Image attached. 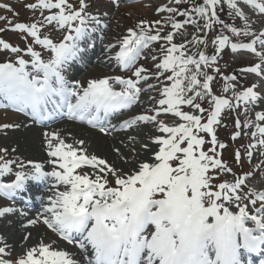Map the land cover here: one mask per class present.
I'll return each instance as SVG.
<instances>
[{
  "label": "snow or ice",
  "instance_id": "1",
  "mask_svg": "<svg viewBox=\"0 0 264 264\" xmlns=\"http://www.w3.org/2000/svg\"><path fill=\"white\" fill-rule=\"evenodd\" d=\"M180 2L176 0L177 4ZM220 3L221 0H203L202 4L193 5L191 13L205 21L203 27L206 29L218 24L230 29L233 35H251L250 43H232L226 35H217L212 43L217 54L226 45H230L233 52L247 49L256 53L260 56L261 64L241 71L261 74L264 72L261 66L264 64V52H257L254 45L259 42L264 46V27L259 35L251 33L248 17L242 6H238L237 0H226V3L232 10L230 14L244 21V27L226 24L217 14L216 6ZM242 4L264 14V2L242 0ZM26 7L55 10L43 17L44 22L49 25L55 23L59 28L67 27L69 31L56 43L47 35L42 37L40 29L43 24L39 22L13 24L8 21L13 31L30 36L35 44L50 50V58L44 60L31 45L27 47L26 51L31 56V72L26 67L29 61L19 56L16 63H0V96L15 106L17 111H27L41 120L51 117L57 108L66 106L70 118L87 119L89 124H93L101 119V111L106 117L111 112L136 103L141 91L137 84L139 80H147L144 75L147 70L143 67L135 69L133 75L136 80L120 76L89 80L82 92L77 90L80 88L79 81L74 82V87H69L62 75V68L82 51L79 42L95 31L88 28V21L100 23L87 12L86 0H78V7H74L69 0H35ZM0 8L12 11L7 3L0 4ZM157 11L173 14L165 21L171 23L173 30L196 23L187 10L179 12L176 8L162 6ZM13 15L19 14L13 12ZM174 15H182L185 19L177 21ZM6 19L0 16V20ZM160 24V20L139 21L136 25L139 31L129 28L128 34L119 41V51L115 54L118 64L127 68L135 63L141 50L151 42L163 40L168 45L166 54L156 67L158 70H171L172 74L167 79L172 84L163 87V98L158 100L160 107L154 109L156 114H141L123 122L124 127L137 122H155L157 131L166 134L153 138V143L158 147L152 153L154 160L142 161L138 166L133 163L131 172H122L96 155L89 156L83 147L67 144L57 133H45L49 137L48 155L54 158L49 163L58 167L44 171L41 164L28 161L32 165L31 171H17L10 183L0 182V192L11 196L24 189L26 181L53 178V195L47 197L50 203L44 206V212L50 215L30 219L28 224L42 221L63 240L76 243L80 249L87 250L90 245L93 259L89 264H242L241 250L256 252L264 245V191L257 192L251 188L243 191L245 179L251 172L237 176L231 182L212 183L219 173L232 172V168L216 151L217 145L221 149L226 146L218 142L214 131L221 112L232 105L228 99L212 93L210 82L213 77L200 71L201 65L208 66L216 61L217 56H208L204 51L198 53V59L185 55L184 44L173 42V31L161 35L163 29L157 27ZM261 24L264 26V19H261ZM152 28H156L155 33L151 31ZM4 30L0 28V32ZM197 42L205 43L193 35L192 43ZM0 48L12 53L21 51L3 39H0ZM189 65H194L195 70L190 69ZM198 76H203V81ZM225 79L235 80L236 77ZM111 81L124 87L117 91ZM229 87L234 89L235 85L226 83L223 90L227 92ZM254 88L255 85H252L234 92L235 99L254 104L258 100ZM206 96L210 97V111L197 102ZM73 97L75 103L72 102ZM185 104L200 113L207 111V122L202 123L200 115L183 111L181 105ZM49 105L52 106L51 111ZM160 113L172 114L183 122L170 125L158 119ZM256 119L264 121V113L257 112ZM248 123L251 122L245 121L244 126L247 127ZM12 126L0 125L2 128ZM236 126H240L239 120ZM256 129L264 136V126L256 124ZM100 130L105 131L104 128ZM201 132L211 136L212 147L207 152L202 149L204 137L197 134ZM237 135L238 132L233 138ZM252 135L255 137L256 132ZM76 143L83 145V141ZM258 144L264 146V139L258 140ZM255 146V143L250 144L246 149L250 160L251 149ZM235 160L241 162L238 149ZM10 164L12 161L0 163V176L12 171ZM82 166H91L94 171L91 174L77 171ZM19 167L23 168V164ZM57 185H62L63 190H58ZM249 193L254 198H249ZM257 200L260 201L259 207L250 212L248 204L256 205ZM233 203L238 210H232ZM12 211L11 207H0V216ZM149 226H154V230L149 231ZM76 235L79 236L78 240H74ZM24 239L27 240L28 236ZM4 252L5 247H0V254ZM0 264H80V261L68 251L41 240L15 261L0 259Z\"/></svg>",
  "mask_w": 264,
  "mask_h": 264
},
{
  "label": "rangeland",
  "instance_id": "2",
  "mask_svg": "<svg viewBox=\"0 0 264 264\" xmlns=\"http://www.w3.org/2000/svg\"><path fill=\"white\" fill-rule=\"evenodd\" d=\"M172 1L173 0H86V3L88 5L86 9L87 12L90 16H95L100 21V23L97 24L95 20L88 21V28L95 29V31H91L89 35L80 42V48L82 49V51L79 52V57L75 58V63L80 64L79 62L81 61V54L86 50L92 48L93 46L96 47L95 50L97 51L96 54L98 57L96 58L92 56V59L97 60L95 61V63H93V66H88L86 70L77 71L73 69L74 66H69L67 64V66H64L61 70L64 78L68 79V76L71 78V75H74L77 72L78 74L76 76H78L81 80L80 90L82 91V89L86 87L89 80L102 79L101 77L116 76L128 78L129 76L133 75L136 68L142 67L141 65L144 63L146 68H143L147 70L144 75L147 76V80H139L137 84V87L143 89V94L141 95L139 93L137 103L134 104V107H137L135 108L134 116H138L141 114L153 115V113H155L154 109L160 107L158 104V100L163 98V87L170 86L172 84V81L167 79V77L172 74L171 70H158L156 67L157 64L153 63V59L151 58L143 59L144 61L141 60V62L139 61L138 63L136 62L133 67L127 69H120L118 67V63L115 62L113 58H110L109 61L101 63L100 61L102 59L100 58L112 56V48H109L110 50L105 51L106 45H113V47H115V45L119 43V41L122 40L125 35L128 34L127 30L129 28H133L134 30L138 31L136 25L139 23V21L147 20L149 22H153L156 20H160L161 24L157 27L163 29L161 35H165L167 32L173 31V42L184 44L183 50L185 52V55H192L198 59V53L202 51L204 47L205 50L210 48V43L206 44V46L199 42L195 44L192 43L193 35L199 38V34L203 30L202 21L199 17H195L193 18L196 21L195 24L184 25V27L179 30H173L171 28L166 29V20L164 18L167 17L168 12L162 11L158 13L157 8H160L162 6L171 7ZM69 2L72 3L74 7H78V0H69ZM259 2H264V0H259ZM3 3L9 4L12 11L0 8V16H4L7 18L6 20H0V28L5 29L3 32H0V39L9 40L11 45H13L14 47L18 46L23 51H20L17 54H12V56H10L12 53L10 50L0 48V62H11L12 57L15 55L16 56L14 57V59L16 60L17 56L27 59L29 56L26 55V49L29 45H31L34 50L40 52L44 60L49 59V49H41L38 44L34 43L32 38L25 36L24 33L20 32L19 34L13 31L11 29V26L8 25V21L10 20L13 24L16 22H39L43 24V27H41L40 29L42 37L44 35H47L50 39L53 40V42L57 43L59 39L61 40L63 33L68 28H59L55 25V23L49 25L46 24L43 20L44 16H47L51 11L55 10L29 9L26 7V5L29 3H35V0H0V4ZM242 10L248 17L250 32L254 33L255 35L260 34L262 27H264L261 24V19H264V14L260 13V15L257 10H255L254 12V9L252 10L251 7H246V9L242 8ZM251 11H253V13H251ZM13 12H17L19 15L14 16ZM237 24L241 27L239 23H235L234 26H236ZM241 24L244 25V23ZM151 31L155 33L156 28L155 30L152 29ZM242 36L243 37L240 40V43H245L246 41H248V39L252 38L251 35L245 36L242 34ZM160 41H162V44L158 43L156 45L157 49H159L163 53H166V48L168 45L165 41ZM185 41H188V43H185ZM102 43H104L103 47L101 46ZM99 45L102 48L101 52H98ZM257 45L258 47H256V49L264 52V46L260 45L259 42H257ZM150 51L151 53H154L153 49ZM250 52L251 51L247 49H238L236 52H233L231 50V47L229 46L228 52L225 55V60L223 61L225 62L223 70H228L229 72L234 70L235 72V66L249 64L250 60L244 56H246V54ZM142 53L148 56L149 50H147V48H144ZM249 56L256 57L257 54L254 53ZM149 57H151V54L149 55ZM223 62H221V64ZM258 62L259 61L256 60L255 64H258ZM189 68L195 70L194 65H189ZM149 70L151 71L150 73ZM158 71L159 75H157ZM200 71L206 72L204 65H201ZM239 76L241 79L246 81L247 84L255 85L254 91L258 93V100L254 104H248L246 102L236 100L234 92H240L242 90L237 86L234 80H225V84L227 83L229 85H235L234 89L232 87H229V90L225 92V96L231 97L234 100L235 104L238 106L234 110V115L232 117L233 119L239 120V130L241 131V134L234 141H231V139H229V136L233 132L229 116H227V119L218 127V134L220 139L217 138V140L218 142L223 141L226 146L225 148L220 150V155L223 161L232 168V172L219 173L215 176L212 183L215 185L225 180L231 182L234 181L235 177H237V175H240V173L245 174L251 172V175L247 176L245 179L243 191L247 192L248 189L251 188L255 189L257 192H260L264 191V146L258 144V140H260V134L259 132H257L256 124H261L262 126H264V121L257 120L256 113H264V78H258L256 76V73L242 71L239 73ZM198 79L203 81V76H198ZM72 81L75 82V80ZM111 83L113 88L117 91L121 90V88L124 87L123 85L116 84L114 81H111ZM149 85H151V87H149ZM218 88H220V85H218ZM186 94L190 93L186 92ZM209 100L210 97L206 96L205 99H198L197 101L208 102ZM1 111L2 110H0V125L8 123L13 126L7 128L6 130H2V128L0 127V163H3L8 159L12 161L15 160L17 163L24 162L27 165L26 169H24L25 171H31L32 169V165L29 164L28 161L43 165V160L53 159L52 157H48L49 155H46V153H43L46 149H48L47 140L49 139V137H46L45 133H57L61 138L64 139L67 144H71L77 148L83 147L86 154H88L89 156L96 155L98 158L106 160L109 165L114 166L118 171L122 172H131V170H129V168H127L126 166L129 165V162H131L134 157H140V151L142 152V156H145V152H149L148 161H153L154 157L152 158V153L158 148L156 147V145H153L155 146L153 149H148L153 142V133L156 134L157 125L155 124V122H137L133 124V126L126 128L124 131H120L118 134H115L113 129H108L110 133L114 135L111 136L110 140L108 139L110 142L106 145V153L101 154L97 150V146L100 142L99 138L93 135L94 132H89L90 129L87 130V128L84 127L78 128L76 134L62 129L61 127H59V125H57L56 127L54 126L53 129L50 128L48 130L36 129L32 125L24 123L23 121H15L14 119L16 118L13 115V117H11L12 120H9L8 115H5ZM187 111L195 115L198 114V112L193 111L192 108L188 109ZM127 116H130V114H127ZM158 119H163L170 125L177 122H183L180 121V119H178L177 117H174L172 114L166 113H160ZM245 121H250L251 123H248L247 127H245ZM139 129L147 130L149 132V136L146 138L142 137L140 133H138ZM253 132H256L255 137L252 135ZM96 135L103 136L99 132ZM130 137L132 138L128 140V138ZM77 141H83V145L77 144ZM254 143L256 144V146L252 148L251 160L247 157L246 152H243L241 162L237 163L234 157L235 150L233 149V147H235V145L237 147L241 145L249 146L250 144ZM139 145L141 146L140 149H138ZM144 145H147L148 147H144ZM43 156L45 157V159H43ZM138 159H136L137 165L140 163V161H145V159ZM51 165L52 164L43 167L44 171L48 170L49 168L53 169V167H58ZM77 171L81 173L88 172L91 174L94 170L89 167H85ZM95 171H98V169H96ZM109 180L110 182H112L113 186H115L114 180L111 176H109ZM248 195L249 198H254L251 197V193H249ZM245 202L247 203V200H245ZM256 207H259V205L255 206L250 203L248 204L249 210L254 211ZM232 210H238L236 209L235 203L232 204ZM17 217L19 221L30 220L20 215H18ZM5 226L12 227L10 226V224H7ZM13 227V229H10L12 233H14L15 230L14 225ZM34 228H39V231H37V229L30 231L31 236H34L33 234H37L41 231L47 237L51 236L48 237L49 239H56L54 236H52L51 232H49L48 230H44L41 224L34 225ZM20 230L22 231V229ZM35 230L36 232L32 233ZM44 242L48 243L46 242V240ZM13 251L17 252L18 254L17 249L14 248Z\"/></svg>",
  "mask_w": 264,
  "mask_h": 264
},
{
  "label": "bare ground",
  "instance_id": "3",
  "mask_svg": "<svg viewBox=\"0 0 264 264\" xmlns=\"http://www.w3.org/2000/svg\"><path fill=\"white\" fill-rule=\"evenodd\" d=\"M109 122L110 123H113L112 126L111 125L109 126ZM51 125H53L51 127H54V126L59 125V127H61L62 129L67 130V131H70L73 134H76L77 133V129L78 128H81V127L87 128V130L90 129V128L84 126V125H78V124H75L73 122H68L66 116H63V115H61L59 119L51 122ZM107 125H108V127H107ZM107 125H106V127L104 126L103 128L104 129H106V128H108V129H114V128H116L119 125V123H116L114 121V119H112V118H108ZM89 132H91V133L94 132L93 135L95 137L99 138V141L100 142H99V144L97 146L98 152H100L101 154L102 153H106V148H107L106 145L109 144V142H110L109 140H110L111 136H113L114 134H112V133L103 134L99 129H96V128L95 129H90ZM98 132L101 133L103 136L96 135ZM138 133H140V135L142 137H145V138L149 136V132L147 130H143V129L140 130L139 129L138 130ZM154 147L155 146L150 145V147L148 149L151 150ZM140 148H141V146L139 145L138 146V149H140ZM141 153L142 152L140 151L139 152L140 157H138V158H140V160L141 159L142 160L143 159L149 160V158H148L149 152H145V156H142ZM44 156H46V155H44ZM141 157H143V158H141ZM138 158H137V156L134 157L133 160H131V162H129V165H127L126 167L129 168V170H132L133 163L135 162V164L137 165V163H136L137 160L136 159H138ZM43 161H46V160H43ZM140 162H142V161H140ZM51 166H53V165H51ZM28 182L31 183V184L32 183L33 184H38L37 182H34V181H28ZM47 191H48V187L45 185L44 186V189H43V194L39 195V194H34L33 193V194H30L29 195V202H30L29 206H30V210H33L34 211V210L38 209V207H40V204L43 203V202H47V204L50 203V201H48V199L44 195L45 193H47ZM39 211L41 213H44L45 214L44 207H40V210ZM9 220H11V221H8V224H10L12 222V227L5 226V222L0 223V238H2V237L4 238L5 237L6 240H7V243L6 244H1V245L4 246L6 250H13L15 248V249L18 250V255L17 256H20L21 254H24V252L28 248L33 247L35 244H37L41 240H43V242L46 240V242H47L46 237H44L40 232H38L37 234H33L34 236H31L30 235L28 237V239L25 240L24 237L27 236V235L24 234V233H20L19 232V230H20V228H21L22 225L21 224H18V223H13L12 218H9ZM13 225L15 226L14 233H12L11 230H10V229H13L14 228ZM249 226H252V224H249ZM34 232H36V230L33 231L32 233H34ZM49 243L52 244V242H50V241H49ZM58 246L55 245V248L59 249ZM89 250H90L89 249V246H87V250L80 249L81 256L79 254V257L77 255H75V254H72V253L71 254H72V256H73L74 259L80 261V264H89V261L92 260L90 258L91 251H89Z\"/></svg>",
  "mask_w": 264,
  "mask_h": 264
},
{
  "label": "trees",
  "instance_id": "4",
  "mask_svg": "<svg viewBox=\"0 0 264 264\" xmlns=\"http://www.w3.org/2000/svg\"><path fill=\"white\" fill-rule=\"evenodd\" d=\"M190 6H193V5L189 4L188 7H190ZM223 6H224V5H222V7L220 8V11H219V9H218V12H219V13L217 12V13H218V16H219V18H220L221 20H223L224 22L230 24L229 22H231L233 19L235 20L236 18H235V16H234V14H230L232 10H230V12L227 13L228 16H227V18H225V17H224V16H225V10H224ZM217 27H218V24H217ZM217 27H215V28H217ZM220 27H221V26H220Z\"/></svg>",
  "mask_w": 264,
  "mask_h": 264
}]
</instances>
